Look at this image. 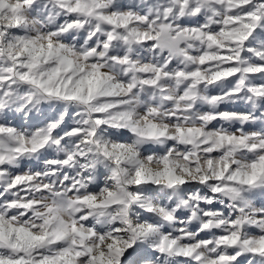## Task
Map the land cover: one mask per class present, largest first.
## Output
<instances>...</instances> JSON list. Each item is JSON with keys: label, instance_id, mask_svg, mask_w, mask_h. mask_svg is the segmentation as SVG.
Returning <instances> with one entry per match:
<instances>
[{"label": "snow or ice", "instance_id": "6c2138e0", "mask_svg": "<svg viewBox=\"0 0 264 264\" xmlns=\"http://www.w3.org/2000/svg\"><path fill=\"white\" fill-rule=\"evenodd\" d=\"M0 264H264V0H0Z\"/></svg>", "mask_w": 264, "mask_h": 264}]
</instances>
